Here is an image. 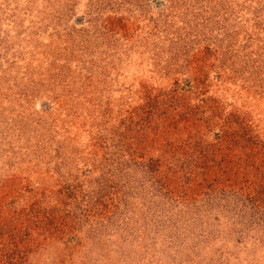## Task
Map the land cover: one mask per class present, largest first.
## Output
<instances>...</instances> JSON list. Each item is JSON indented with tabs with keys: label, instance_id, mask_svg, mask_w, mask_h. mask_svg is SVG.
<instances>
[{
	"label": "rangeland",
	"instance_id": "374dc122",
	"mask_svg": "<svg viewBox=\"0 0 264 264\" xmlns=\"http://www.w3.org/2000/svg\"><path fill=\"white\" fill-rule=\"evenodd\" d=\"M0 264H264V0H0Z\"/></svg>",
	"mask_w": 264,
	"mask_h": 264
}]
</instances>
